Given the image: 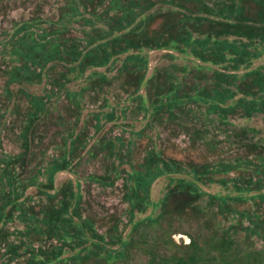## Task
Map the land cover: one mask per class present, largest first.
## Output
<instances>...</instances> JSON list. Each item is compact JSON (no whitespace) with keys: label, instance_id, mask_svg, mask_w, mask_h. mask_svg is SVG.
<instances>
[{"label":"rangeland","instance_id":"1","mask_svg":"<svg viewBox=\"0 0 264 264\" xmlns=\"http://www.w3.org/2000/svg\"><path fill=\"white\" fill-rule=\"evenodd\" d=\"M149 1L154 6L145 15L155 16L158 12L173 10L174 7L166 0ZM206 1L211 5L210 0ZM126 2L0 0V160L22 151L18 133L23 127L28 104L23 100L20 90L26 89L41 95L56 89L52 79L64 75L68 79L65 86L67 90L78 91L84 88L80 112L75 110L64 92L60 97L53 98L50 116L42 119L35 127L32 137L34 143L31 145L33 154L29 164L23 167L21 178L27 182L29 176L37 175L51 157L60 154L61 139L70 134L72 129L82 130L85 148L78 151L80 159L72 162V170L56 175L54 186L60 189L70 182L72 189H78L81 195L78 210L80 218L91 219L96 233L103 237V241L90 238L79 255H76L78 249H66L62 256L65 260L55 264H176L177 259L197 254L198 242L201 244L202 239L211 235L229 236L235 240L236 247H244L245 231L254 228L253 224L264 232V195L256 196L257 192L264 194V188L260 191L252 189L239 192L233 179L239 178L242 186L246 178L252 177L253 181L256 177L253 167L245 165V158L262 164L260 169L264 170V159L254 157L256 154H264V110L248 116L241 107H237L223 119L217 113L209 112L207 105L198 101L186 102L172 109L165 107L158 114L151 115L144 111L138 98H133L135 86L123 67L126 64L129 72L135 70L137 61L127 62L126 57L139 54L147 59V78L155 76L160 81L165 74L179 76L180 93H190L193 85L209 89L213 85L212 72L193 70L195 64L201 63L191 54L180 55L174 50L146 48L139 52L129 50L114 54V62L107 65L85 67L82 76H77L78 71L70 70L77 61L70 62L67 56L46 71L47 76L42 82L10 84L8 89L12 93V100L6 99V82L13 67L19 64L12 45L19 37L15 36L18 27L34 22L33 28L37 34L44 31L50 41L55 38L68 48L73 45L76 50L87 51V41L95 31L105 33L115 17L126 14ZM187 4L183 11L194 13L195 6ZM94 5L95 8H92ZM246 5L247 11H250V2ZM160 23L161 19L155 16L149 23V29H157ZM220 39L234 43L246 42L234 36H222ZM248 50H253V44L249 45ZM183 66L190 69L186 76L179 72ZM253 69H260L264 73V47L259 58H252L238 70L228 69L227 72L239 75L237 83H240L245 81L242 75ZM96 74L104 75L106 81ZM153 93L149 84H145L139 91L146 105L154 98ZM4 105H7V112L3 109ZM121 107L126 108L122 116L119 110ZM112 109L115 110L114 118L100 115V128L97 130L95 115ZM152 112L156 110L151 108L149 113ZM150 150L159 153L165 160L159 163L163 175L151 184L150 204L143 211L135 209L129 215L130 205L126 195L131 186V181L127 179L130 166L140 168ZM229 163L234 169L226 174H210L213 181H194L192 169L201 170L205 164L217 168ZM109 175L114 178L112 185L99 180ZM44 179L41 175L38 177L41 183ZM221 179L228 180L227 184H222ZM179 182L191 187L197 184L206 194L186 201L188 199L180 194ZM149 185L150 181L145 177L141 188L146 189ZM40 190L43 189L28 188L26 195H30L31 200L24 209H39L51 203ZM151 203H155V206ZM18 214L15 211L12 220L4 226L0 264H28L30 259L31 252L24 246L18 247L15 254L1 256L7 243H31L33 249H47L52 244H58L46 236L22 235L21 232L26 231V223ZM113 225L115 227L111 230ZM177 233L193 239L194 247H182L179 239L173 237ZM254 244L256 248L262 245L259 240ZM73 256L78 257L74 259Z\"/></svg>","mask_w":264,"mask_h":264},{"label":"trees","instance_id":"2","mask_svg":"<svg viewBox=\"0 0 264 264\" xmlns=\"http://www.w3.org/2000/svg\"><path fill=\"white\" fill-rule=\"evenodd\" d=\"M166 1L176 4L182 9L185 8L181 4L183 0ZM187 1L195 6L194 13L190 10L175 11L174 9L158 12L155 16L161 19V23L157 29L150 30L149 23L155 16L153 14L145 15V13L154 6V3L149 0H143V3L141 0H127L126 14L115 17L113 24L107 28L105 33L100 34L95 31L87 41L89 46L87 51L76 50L73 45L68 48L62 44L61 40L55 38L50 41L44 31L37 34L33 28L34 22L21 25L15 31V36L19 35V37L12 44L14 46L13 53L17 56L19 64L13 67L6 82V99L12 100V93L8 89L10 84L42 82L47 76L46 71L52 68L57 61L65 60L67 56H69L70 62L77 61L70 70L78 71L77 76H82L84 68L87 66L99 67L114 62L112 59L114 54L126 53L129 50L139 52L146 48L149 50H174L180 55L191 54L201 63L195 64L193 70L200 72L210 70L213 81V85L209 89L193 85L190 93H180L181 77L165 74L162 75L160 81L155 76L147 78V59L139 54L128 56L126 57L127 62L137 61L133 71L138 73L129 72L126 64H123V67L135 86L133 98L140 100L146 113L154 115L165 107L172 109V107L186 102L198 101L207 105L209 112H215L223 119L237 107H241L248 116L254 112L263 111L264 73L260 69H253L242 75L245 77V81L237 83L239 75L229 73L227 70H238L252 58L261 56L264 47V0H210L211 5L206 0ZM247 2H250V11H247ZM128 5H132L137 10H133ZM92 8H95V5ZM222 36H234L246 42H229L220 39ZM252 44L253 50H248L249 45ZM108 48L110 49L108 50ZM214 67H218V69H214ZM189 70L188 66L179 68L182 76H186ZM96 75L106 81L104 75ZM250 78L251 80L248 81ZM51 82L56 89H50L41 95L26 89L20 90L19 93L28 104L24 113L23 127L18 133L22 151L15 155H7L5 159L0 160V247L4 237V226L12 220L15 211H18V215L26 223V231L21 232L22 235L46 236L48 240L54 239L58 243L50 245L47 249H33L31 243L21 241L18 244L7 243L5 245L6 249L1 256L7 253L15 254L16 249L20 246L28 249L31 252L28 264L58 263L65 260L62 256L67 251L66 249H78L76 255H79V252L85 249L83 245L90 242V238L103 241V237L96 233L93 221L89 218H80L78 210L81 195L78 189H72L70 182L60 189L54 186L56 175L59 172L72 170L74 167L72 162L80 159L78 151L85 148L82 130L72 129L70 134L63 137L60 154L51 157L37 175L29 176L27 182L21 178L22 169L29 164V158L33 154L31 148L34 143L32 141L33 132L42 119L50 116L49 111L53 98L60 97L59 95L64 92L75 110L80 112L81 109V96L84 88H80L78 91L67 90L65 86L68 79L64 75L54 77ZM145 84H149L154 90V98L148 105H146L144 96L139 94ZM238 94L240 96L236 98ZM151 108L156 112L149 113ZM3 109L7 112V105H4ZM119 110L120 116H122L126 108L121 107ZM114 111L112 109L110 112L95 115L97 130L100 128V115L113 119ZM1 126L2 114L0 113V128ZM73 127L76 128V125ZM254 157L262 160L264 154H256ZM160 161L165 160L159 153L150 150L140 168L130 166L127 179L131 181V186L126 195L130 205L129 215L133 214L135 209L143 211L150 204L151 184L163 175L159 169ZM244 162L245 165L252 166L257 175L253 181L252 177L246 178L242 186L238 181L239 178L233 179L236 190L239 192L252 189L260 191L264 188V170L260 169L262 164L259 165L247 158ZM232 169L234 167L230 163L222 164L217 168L214 165L205 164L201 170L192 169L194 171L192 175L196 182H200L201 179L213 181L210 174L214 172L226 174ZM40 175L45 178L43 183L38 181ZM145 177L150 181V185L146 189H142ZM99 180L104 184L112 185L114 178L109 175ZM220 182L226 185L228 180L221 179ZM30 187L43 189L40 192L51 203L39 209L33 207L24 209L26 203L31 200V196L26 195V191ZM179 187L180 194L188 199L186 201L206 194L197 184L191 187L189 184L184 186L179 182ZM257 193L260 194V192ZM219 199L223 198L219 197ZM151 204L155 206V203ZM114 227L115 225L111 227V230Z\"/></svg>","mask_w":264,"mask_h":264},{"label":"flooded vegetation","instance_id":"3","mask_svg":"<svg viewBox=\"0 0 264 264\" xmlns=\"http://www.w3.org/2000/svg\"><path fill=\"white\" fill-rule=\"evenodd\" d=\"M141 2L143 3V0H141ZM187 3L190 2L187 0L181 2L184 7L188 5ZM128 7L137 10L136 8H133L132 5H128ZM173 9L175 11H183V9L176 4ZM262 195L264 194H256V196ZM253 226L254 228L245 231L243 237L244 247H236L235 240L229 236L219 237L218 235H211L205 237V240L201 237L202 243L199 244L198 242L196 247L198 250L197 254H191L185 258L177 259L176 264H264V232L257 229L254 224ZM198 236L199 233L197 237ZM173 237L176 240L179 239L181 246L185 249H192L194 247L193 239L186 234L177 233ZM257 240L262 244L259 248H256V245L254 244ZM77 257L73 256L72 258L75 259ZM148 264L155 263L149 262ZM162 264L168 263L164 262Z\"/></svg>","mask_w":264,"mask_h":264}]
</instances>
